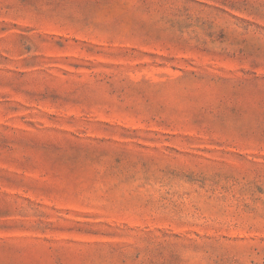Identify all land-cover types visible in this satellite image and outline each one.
I'll use <instances>...</instances> for the list:
<instances>
[{
    "label": "rangeland",
    "instance_id": "1",
    "mask_svg": "<svg viewBox=\"0 0 264 264\" xmlns=\"http://www.w3.org/2000/svg\"><path fill=\"white\" fill-rule=\"evenodd\" d=\"M0 264H264V0H0Z\"/></svg>",
    "mask_w": 264,
    "mask_h": 264
}]
</instances>
